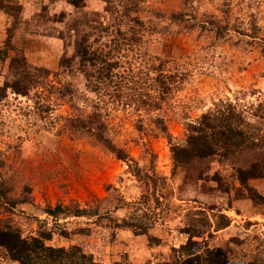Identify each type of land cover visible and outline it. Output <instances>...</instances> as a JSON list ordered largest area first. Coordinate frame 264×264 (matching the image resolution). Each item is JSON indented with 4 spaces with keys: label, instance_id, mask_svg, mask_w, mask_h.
Listing matches in <instances>:
<instances>
[{
    "label": "rangeland",
    "instance_id": "374dc122",
    "mask_svg": "<svg viewBox=\"0 0 264 264\" xmlns=\"http://www.w3.org/2000/svg\"><path fill=\"white\" fill-rule=\"evenodd\" d=\"M87 33L120 62L117 99L80 69ZM161 69L175 89L160 108L143 105L133 93ZM222 100L264 126V0H0V224L51 232L48 245L80 246L100 264H209L208 249L217 264H264V177L244 185L238 172L258 152L173 159L188 125ZM94 111L127 161L80 128ZM133 216L149 234L123 226ZM194 228L205 234L190 251ZM0 264L19 263L0 248Z\"/></svg>",
    "mask_w": 264,
    "mask_h": 264
},
{
    "label": "trees",
    "instance_id": "16d2710c",
    "mask_svg": "<svg viewBox=\"0 0 264 264\" xmlns=\"http://www.w3.org/2000/svg\"><path fill=\"white\" fill-rule=\"evenodd\" d=\"M125 16L130 17L131 11L128 10ZM135 20L137 23H141L139 19ZM118 32H120V37L125 36L121 30ZM113 51L114 49L109 47L108 42L100 44L95 34L87 33L80 38L75 56L80 61V69L86 76L89 88L96 93L109 97V100L121 97L124 94L123 90L126 89V85L123 84V73H119L120 62L116 59ZM171 78L165 74L164 69L157 70V76L153 78L151 87L147 91H137L133 94L135 98L140 99L137 101L143 105L160 108V101L166 99V96L175 89L174 83L169 81ZM156 82L160 88L158 95L151 92L157 88ZM13 88L15 89V87ZM15 90L22 94H28L26 90L17 87ZM257 111L258 123L264 124V103L258 107ZM80 128L88 130L98 142L115 153L119 159L127 161L130 158L123 148L114 145L112 140L107 137V126L103 121L101 112L94 111L88 119L80 122ZM162 129L165 132L168 131L164 124ZM263 130V125L259 126V124L248 120L234 103L222 100L215 104L213 109L205 113L199 121L188 125L187 144L173 145V159L176 164H187L198 158L205 159L221 155L223 159H230L248 152H258V162L252 163L251 167L238 169L240 182L247 185L250 179L264 177ZM65 210L66 207L59 205L56 208H50L47 213L58 216ZM96 212L98 211L82 207L75 211L80 216L92 215ZM139 221H141V217L133 216L125 220L123 226L149 234V229L145 227L143 222L139 223ZM192 230H187L191 239L188 244L183 245V248H188L190 251L194 250L193 246L198 244L193 241L192 237L205 234L202 229L194 228ZM52 238L51 232L39 236L24 237L18 228L0 224V248L6 249L10 258L19 264H100L92 254L85 253L80 246L75 245L66 248L48 245L47 241ZM149 238L150 242L158 240L151 235ZM208 252L210 255L209 264H217L214 252L211 249H208Z\"/></svg>",
    "mask_w": 264,
    "mask_h": 264
}]
</instances>
